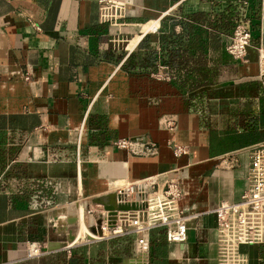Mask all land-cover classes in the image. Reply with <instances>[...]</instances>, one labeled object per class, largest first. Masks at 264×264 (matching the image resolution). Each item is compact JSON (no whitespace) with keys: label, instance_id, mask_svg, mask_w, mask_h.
<instances>
[{"label":"crops","instance_id":"obj_1","mask_svg":"<svg viewBox=\"0 0 264 264\" xmlns=\"http://www.w3.org/2000/svg\"><path fill=\"white\" fill-rule=\"evenodd\" d=\"M123 1L120 22L109 24L98 18L97 0H0V264H69L70 256L79 264H135L132 238L126 257L108 252L119 236L31 258L25 242L54 244L62 237L51 224L57 211L99 209L94 201L111 203L118 184L146 177L158 186L174 178L187 215L185 238L164 239L157 256L148 243L147 264H215L212 208L238 199L247 150L264 139V79L256 78L254 51L264 46V0ZM227 6L236 11L233 24L249 31L243 61L224 49L233 25L220 46L211 39L208 22ZM199 13L201 20L187 18ZM188 23L204 41L203 67L213 72L186 90L162 60L176 44V54L186 53ZM119 137L152 142L154 152L117 147ZM172 143L186 151L173 156Z\"/></svg>","mask_w":264,"mask_h":264},{"label":"built area","instance_id":"obj_2","mask_svg":"<svg viewBox=\"0 0 264 264\" xmlns=\"http://www.w3.org/2000/svg\"><path fill=\"white\" fill-rule=\"evenodd\" d=\"M123 0H97V15L100 21L109 24L120 22L124 14ZM151 29L155 27L151 26ZM249 31L242 21H236L224 45L225 51L236 60H245V46L248 44ZM255 63L256 78L264 79V46L256 44ZM166 127L172 128V117H165ZM114 145L128 149L132 153L147 154L154 152V143L145 142L137 138L119 137ZM172 155L176 156L186 151L185 145L172 143ZM246 185L236 201H219L213 208L214 232V260L215 264H247L250 255L253 264H257V245L264 242V139L253 143L247 150ZM180 196L178 182L174 178H167L161 186L151 177L141 182H127L118 184L113 192L112 202L99 204V209L89 206L82 207L83 221L94 234L84 236L71 243H65L68 248L79 242H89L130 235L132 238L133 256L135 264H147L149 231L156 227L163 228L166 241L181 242L185 238V220L177 205ZM136 203L133 208H115L112 214L104 208V204ZM79 205H76L78 208ZM113 216L112 221L109 216ZM72 216V215H70ZM69 216V217H70ZM68 219V216L66 217ZM99 219V221H97ZM76 222H68L63 236L73 231ZM53 230V220L51 221ZM45 245L36 240L25 242L26 257H37L46 250Z\"/></svg>","mask_w":264,"mask_h":264},{"label":"trees","instance_id":"obj_3","mask_svg":"<svg viewBox=\"0 0 264 264\" xmlns=\"http://www.w3.org/2000/svg\"><path fill=\"white\" fill-rule=\"evenodd\" d=\"M232 14H236V11L234 10L233 13H231L230 8L227 6L225 7V11L218 12L216 15L212 16V19L208 22L209 27L212 29L211 39L216 40V44L220 46V34H228L231 30V27L233 25V21L231 19ZM203 15L201 13L196 15H189L187 18L198 21L201 20L200 17ZM236 20V19H235ZM194 28V25L186 24V31H185V44L183 51H186V53H183L182 55L176 54V51H178L179 47L176 44L175 48L168 51V55L166 59H163L162 61L167 66V71L170 73L171 79L175 80L180 88L183 89H191L195 85H191L189 83H207L211 80L210 74H212V70L204 68V60L203 55L199 51L204 46L203 39L199 38L198 36H191L190 31ZM215 35V36H214ZM218 42V43H217ZM178 55V56H177ZM181 56L182 62H186V67L182 70H179L176 68L175 63L177 61V58ZM132 58V55H129L126 59V61H130ZM195 62V64L193 63ZM193 67H196L194 69ZM186 83L185 85H183ZM259 86V99L260 101V110L259 112V119L260 123L264 120V81L258 85ZM251 122L258 121L257 117H251ZM249 120V119H248ZM245 123V121H244ZM241 124H243L241 122ZM164 235H163V229L162 227H156L149 231V245H150V253L154 256H157L159 254H162L163 252V245H164ZM111 244L109 245L108 252L112 255H129L131 253V236L130 235H122L119 237H116L114 241H109ZM152 249V250H151ZM71 256L68 258L69 264H79L78 259L76 258L75 261L72 260ZM257 264H264V242H261L257 245Z\"/></svg>","mask_w":264,"mask_h":264},{"label":"bare ground","instance_id":"obj_4","mask_svg":"<svg viewBox=\"0 0 264 264\" xmlns=\"http://www.w3.org/2000/svg\"><path fill=\"white\" fill-rule=\"evenodd\" d=\"M147 23H149V22H147ZM147 23H145V24H147ZM144 24V25H145ZM143 25V26H144ZM142 26V27H143ZM150 26V25H149ZM148 26V27H149ZM71 207V205H68L67 206V208H68V210L69 209H72V208H74V207H72V208H70ZM75 209V208H74ZM72 210V212H70V211H68V213H69V215L71 214V215H74L75 216V225L77 226V225H79V228L78 229H75V228H73L74 229V231H73V236L71 237V238H69L68 236H64V237H61L59 240H57V241H61V242H66V243H71V242H73V241H77V240H79V239H81L83 236H84V234H86V233H88V234H91V235H93L94 234V231H92V230H90L86 225H85V223H84V221H83V212H82V207H78L77 209H76V212H74L75 210ZM60 212V211H59ZM65 212H67L66 210L64 211V212H60L59 214H58V211H57V215H55V216H53V217H51L52 218V220H53V225H55V230H56V232L57 233H60L61 231H66V226L67 225H69L68 223H67V218H66V214L67 213H65ZM62 213L64 214V216H65V218H64V222L62 223L61 222V218H63L64 216H62ZM78 223V224H77ZM77 230V231H76ZM90 230V231H89Z\"/></svg>","mask_w":264,"mask_h":264},{"label":"water","instance_id":"obj_5","mask_svg":"<svg viewBox=\"0 0 264 264\" xmlns=\"http://www.w3.org/2000/svg\"><path fill=\"white\" fill-rule=\"evenodd\" d=\"M137 204L136 203H117V204H115V205H112V204H104V208H107V209H109L110 211V213L109 214H112L113 212H114V209L115 208H120V209H125V208H133V207H135ZM74 206V205H73ZM76 206V205H75ZM109 218H111V221H112V218H113V216L111 215V216H109ZM97 221H99V219H97ZM68 222H75V216L74 215H72V216H70V217H68V219H67V223ZM64 236H68L69 238H71L72 236L70 235V233H67L66 235H64ZM63 235H62V237H64ZM65 238V237H64ZM65 243L66 242H61V241H56L54 244H46L45 245V247H44V249L43 250H50V249H52V248H54V247H62V246H64L65 245Z\"/></svg>","mask_w":264,"mask_h":264},{"label":"rangeland","instance_id":"obj_6","mask_svg":"<svg viewBox=\"0 0 264 264\" xmlns=\"http://www.w3.org/2000/svg\"><path fill=\"white\" fill-rule=\"evenodd\" d=\"M262 136L264 137V134H262ZM72 207H74V206H71L70 208H72ZM80 207V206H79ZM74 208H72L71 210H73ZM77 208H75V210H76ZM70 212H72V211H70ZM74 212H76V211H74ZM62 216H64V215H62ZM64 218H65V216L63 217V218H61V222L63 223L65 220H64ZM78 224V223H77ZM79 228V225H77V226H75V229H78ZM77 231V230H76ZM126 257V256H125ZM125 257H123V258H125ZM128 257V256H127Z\"/></svg>","mask_w":264,"mask_h":264}]
</instances>
